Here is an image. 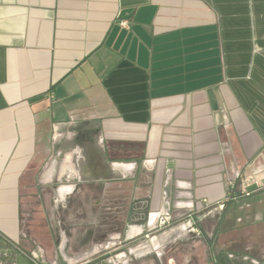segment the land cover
Instances as JSON below:
<instances>
[{
  "label": "crops",
  "instance_id": "1",
  "mask_svg": "<svg viewBox=\"0 0 264 264\" xmlns=\"http://www.w3.org/2000/svg\"><path fill=\"white\" fill-rule=\"evenodd\" d=\"M187 219L264 264V0H0V264H171Z\"/></svg>",
  "mask_w": 264,
  "mask_h": 264
},
{
  "label": "flooded vegetation",
  "instance_id": "2",
  "mask_svg": "<svg viewBox=\"0 0 264 264\" xmlns=\"http://www.w3.org/2000/svg\"><path fill=\"white\" fill-rule=\"evenodd\" d=\"M170 220L173 222L172 218ZM194 223L197 225L196 221ZM220 232L221 230L215 231L213 237L210 239L200 231L190 230L186 239L174 242L169 246V249L166 248L167 251L165 250V252L171 253V255L174 254V258H172L173 262L176 255L180 261L182 257L183 262L181 261L179 264H218V260L222 255L218 239ZM172 260L171 264H175Z\"/></svg>",
  "mask_w": 264,
  "mask_h": 264
},
{
  "label": "rangeland",
  "instance_id": "3",
  "mask_svg": "<svg viewBox=\"0 0 264 264\" xmlns=\"http://www.w3.org/2000/svg\"><path fill=\"white\" fill-rule=\"evenodd\" d=\"M165 217L164 215L160 216L159 219H158V223H157V230H163V229H166L172 225H174L175 223L172 222V220H168L167 218H163ZM195 221L193 219L189 220H185L182 222V225H184L187 229V232L189 233L190 230L193 231V227H196V224L194 223ZM244 248V247H243Z\"/></svg>",
  "mask_w": 264,
  "mask_h": 264
},
{
  "label": "built area",
  "instance_id": "4",
  "mask_svg": "<svg viewBox=\"0 0 264 264\" xmlns=\"http://www.w3.org/2000/svg\"><path fill=\"white\" fill-rule=\"evenodd\" d=\"M234 186V184H233ZM250 194V191H248L247 189H244L243 192L239 195H236L235 192L231 194V196L228 198V199H236L237 197L239 196H242V195H249ZM165 217H163L164 219L167 218L168 220H170V216L169 215H164Z\"/></svg>",
  "mask_w": 264,
  "mask_h": 264
}]
</instances>
